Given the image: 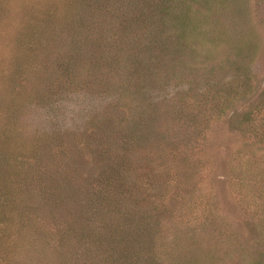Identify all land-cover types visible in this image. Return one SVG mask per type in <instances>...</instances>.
<instances>
[{"label":"rangeland","instance_id":"1","mask_svg":"<svg viewBox=\"0 0 264 264\" xmlns=\"http://www.w3.org/2000/svg\"><path fill=\"white\" fill-rule=\"evenodd\" d=\"M0 156V264H264V0H0Z\"/></svg>","mask_w":264,"mask_h":264},{"label":"trees","instance_id":"2","mask_svg":"<svg viewBox=\"0 0 264 264\" xmlns=\"http://www.w3.org/2000/svg\"><path fill=\"white\" fill-rule=\"evenodd\" d=\"M180 19H181V17H179L178 18V21H179V24H178V28L180 29V35H179V38L180 39H182V37L184 36V35H182V31H184L183 30V25H182V20L180 21ZM2 159H3V156H0V164H1V162H2ZM3 160H5V159H3ZM9 166V165H8ZM263 170V169H262ZM253 173V172H252ZM254 175V173L252 174V176ZM254 177V176H253ZM253 177H249V179H252ZM36 184V183H35ZM35 186H37V185H35ZM11 202V200H9V202H8V199H7V197H5V196H3V195H1L0 196V203L2 204V205H8L9 203ZM4 207V206H3Z\"/></svg>","mask_w":264,"mask_h":264}]
</instances>
